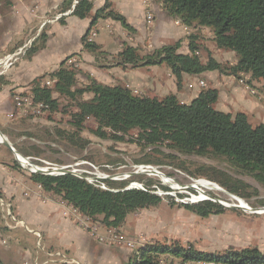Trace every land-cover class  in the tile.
<instances>
[{"label": "trees", "instance_id": "1", "mask_svg": "<svg viewBox=\"0 0 264 264\" xmlns=\"http://www.w3.org/2000/svg\"><path fill=\"white\" fill-rule=\"evenodd\" d=\"M3 1L10 4L9 0ZM74 1L65 0L60 12L71 11V16L82 20L92 18L90 31L83 44L84 49L96 57L107 56L100 46L89 41L90 32L100 20L120 22L126 31L134 32L126 18L112 8L110 0H106L105 5L94 15L92 0H77V5L73 6ZM155 1L168 16L184 26L209 29L216 47L233 52L236 63L224 65L212 57L205 62L199 55L197 36L192 33L188 36V53L180 52L181 42L147 53L129 46L112 56L113 67L137 69L166 65L175 77L178 89L183 85L185 75L196 76L210 71H218L236 79L249 76L250 85L264 83V0ZM34 44L28 50L30 55L43 47L42 44L37 47ZM80 73V69L68 67L65 61L58 70L35 79L31 84L34 103L47 106L46 113L61 111V100L67 102L63 108L68 110L64 112L69 113L70 120L65 127L55 131V139L82 147L85 140H82L81 134L87 128V122L92 120L96 126L92 133L103 140L124 142L130 137L129 140L144 152L151 150L171 160L179 156H196L226 163L230 172L203 165L198 168L196 176L217 183L234 196L248 200L260 194L259 189L237 176L250 177L264 189V124L253 125L242 112L232 114L218 110L217 89H203L196 99L186 104L175 94L158 100L135 94L122 83L106 85L91 77L80 86ZM47 81L52 82V86L44 85ZM7 84L5 77L0 76V89ZM13 106L16 113L17 105L14 103ZM29 117L34 119V116ZM1 132L7 136L11 130L1 128ZM11 143L21 155L32 156L23 145ZM31 148L37 146L32 145ZM30 179L44 193L60 199L85 218L99 222L108 229H120L129 215L157 207L163 201L152 190V182L145 184V190H126L129 182L103 181L108 185L107 189H103L73 174L31 173ZM162 189L170 192L167 187L162 186ZM182 207L201 218L220 215L226 210L211 200ZM161 255H164V261L168 264H264V253L257 248L232 250L217 255L178 244L145 245L136 251L128 264H163ZM0 264H4L1 258Z\"/></svg>", "mask_w": 264, "mask_h": 264}, {"label": "rangeland", "instance_id": "2", "mask_svg": "<svg viewBox=\"0 0 264 264\" xmlns=\"http://www.w3.org/2000/svg\"><path fill=\"white\" fill-rule=\"evenodd\" d=\"M94 28V31H99L97 43H102L104 38L110 36V27H107L105 22L101 21ZM198 29H194V35L197 36L196 44L199 46V55L205 62L212 57L224 65L230 66L236 63V56L233 52L219 51L220 49L216 47L213 40V33L209 29L205 31ZM188 33L192 34L193 31H188ZM24 43L26 48L23 49H26L27 52L32 47V41L28 43L27 38ZM139 48L142 53H147L151 49L148 45L146 48ZM24 58H26V53ZM9 61L11 60H7L6 64ZM7 66L12 68L17 66V63L14 61L12 66L10 64ZM168 69L166 65H162L161 72L167 75ZM236 80L249 97L264 106V96L262 97L257 89L261 84L258 82L256 86L255 83L248 84L249 76ZM84 84L80 75L78 85ZM207 88L212 87L206 84L205 89ZM61 103V111L45 113L42 116L34 117V119L31 117L21 119L16 116L12 120L8 114L15 113L13 104L9 106L11 110L8 113L3 112L0 106V112H2L0 113V125L5 126L10 123L9 141L23 145L31 152L32 156L26 158H29L30 162L40 169L52 171L56 168H67L76 171L88 180H94V184L101 182L106 187L108 185L103 181L129 182L128 187L138 185L143 188L146 183L152 182V190L161 196L163 201L157 207L129 215L120 229H108L101 223L86 218L83 221L87 224L84 227L86 230H82L81 235L73 233L72 242L70 239L68 240V236L65 241L49 242L50 232L45 229L47 225L42 226V222L37 224L31 222L30 224L21 221L20 217L25 219L29 217L17 213L18 206H21V209H26V212H32V200L38 204L43 201L38 193V185L30 179V170L33 168L22 166L13 152L6 156L0 153V165L15 171V173L9 172L8 178L0 173L2 180L0 182H3L0 187L5 186L4 183L8 181L9 187L13 188L9 194L0 188V226L5 228L3 231L0 230V247L2 249H0V258L4 264H128L136 255V251L148 244L167 246L178 244L182 247H191L197 251L217 255L247 248H257L264 253V206L262 205L264 189L254 179L237 176L260 191L259 196H253L248 200L242 199L230 194L217 183L205 177L196 176L198 168L203 165L230 172L226 163L196 156L179 155L176 160H171L151 152V150L144 152L142 148L129 140L130 137H127L124 142L103 140L92 133V130L96 129L92 120L87 122V128L81 134L82 140H85L84 146H75L70 142L67 144L64 140H57L54 137L55 131L60 127H65L66 122L70 120L69 113L64 112L68 110L63 108L67 102L61 100ZM216 108L219 109L218 106ZM260 108L262 107L241 108V112L249 117L253 125L257 126L264 123V118L258 115L261 113ZM32 145L37 146L38 149L31 148ZM0 148H4V145H0ZM163 151L167 152L165 149ZM149 168L160 172L166 180H171L173 184L168 183L160 176L151 174ZM25 182V186H19L24 185ZM200 182H209L219 189L213 185L199 186ZM162 186L167 187L170 192H165ZM43 194L46 195L44 192ZM167 196L171 198L168 199ZM51 197L54 198V196ZM54 199L58 202L61 201L57 198ZM206 200L222 204L226 209L225 212L201 218L182 207L185 204L192 205ZM1 201L4 202V205ZM241 202L244 203L246 209L235 208L241 206ZM40 206L42 205L40 204ZM64 206H67L65 209L70 210L74 216L73 210L67 204ZM67 210L64 212L66 219L69 216ZM9 213L16 217V221L11 220ZM33 229H38L41 234H33ZM114 232L132 241L134 248L129 249L126 244L120 242L104 243L100 241L101 238H107L110 233ZM83 239L91 240L92 243L90 242L89 246L88 244L84 245ZM91 246L93 249L90 248ZM7 251H11L10 256ZM160 260H163V264H168L164 261V255L160 256Z\"/></svg>", "mask_w": 264, "mask_h": 264}, {"label": "crops", "instance_id": "3", "mask_svg": "<svg viewBox=\"0 0 264 264\" xmlns=\"http://www.w3.org/2000/svg\"><path fill=\"white\" fill-rule=\"evenodd\" d=\"M9 1L10 4L7 5L3 0H0V63L8 56H18V58H16L17 66L12 68L0 66V76L5 77L8 82L0 89V106L3 112L8 113L11 110L9 106L14 105V94L29 91L35 79L58 70L67 58L74 56L81 63L80 71L82 72L78 78L80 79L81 75L84 83H87L89 77L106 85L114 86L117 83H122L141 96L162 100L171 94H175L182 103L186 104H190L196 99L207 84L219 91V99L216 103L218 110L236 114L241 112V108L254 109L261 106V113L258 115L264 118V106L254 98L249 97L234 77L222 75L218 71H210L196 76L185 75L183 85L178 89L176 79L170 70L168 69L167 75L161 72L162 65L137 69L113 67L112 56H116L129 46L146 48V45H148V47H151L148 52H151L163 46L181 42L180 52H189L187 35L190 34L188 31L194 33V29H188L187 31L186 26L182 23L178 24V20L168 16L162 6L155 0H110L112 8L126 18L134 32L126 31L120 22L100 20L97 25L101 21L105 22L107 27H110V36L104 38L102 43H97L96 39L99 31H94L95 28H93L89 38L92 39L93 43L100 46L103 52L107 53V56L102 58H98L84 49L83 40L90 31L92 18L78 19L71 16V11L61 13L60 7L65 0ZM92 2L94 4V15L96 11L105 5L106 0H92ZM150 12L154 17L152 23L147 21V15ZM202 30L205 31L206 29L203 28ZM94 33L96 36L93 37L92 34ZM27 38L28 43L32 41V46L35 43L36 47L41 44L43 47L30 55L28 50L26 52V49H23L26 48L24 42ZM24 52L26 58H24ZM201 82L204 83V87ZM259 84L261 85L257 89L263 97L264 83ZM256 85L257 83H255ZM13 110H15V107ZM18 117L21 116L18 115ZM249 121L251 122L250 119ZM9 125L10 123L5 126L0 125V130L1 128L8 130ZM4 136L9 141L8 135ZM0 153L6 156L12 152L4 146V148H0ZM9 172L15 173L7 166L0 165V173L4 177L8 178ZM0 181L2 180L0 179ZM4 184L5 186L0 188H3L2 190H5L8 194L11 193L13 188L9 187L8 181ZM25 185L26 182L24 185L19 186ZM38 193L43 198L42 203L38 200L42 206L32 200V212H26L27 210L21 209V206L17 207L19 215H27L30 218L20 217L21 221L30 224L31 222L35 224L42 222V226L47 225L45 229L50 232L49 242L65 241L67 236L68 240L70 239L72 242L73 233L81 235L82 230H86L84 227L87 224L83 222L86 219L84 216L81 214H78L79 216L74 214L73 216L70 210L65 209L67 206H64L65 204L62 201L58 202L49 194L45 193L46 195H44L39 186ZM65 210L68 212V219L64 217ZM0 230L3 231L5 228L0 226ZM33 231V234H41L38 229H33ZM90 242L92 243L91 240L86 241L83 239L84 245L88 244L89 246ZM90 248L93 249L92 246ZM10 252L7 251L9 256L11 255Z\"/></svg>", "mask_w": 264, "mask_h": 264}, {"label": "built area", "instance_id": "4", "mask_svg": "<svg viewBox=\"0 0 264 264\" xmlns=\"http://www.w3.org/2000/svg\"><path fill=\"white\" fill-rule=\"evenodd\" d=\"M77 3H78V1L75 0L73 6L77 5ZM153 19H154L153 14L150 12L147 15L148 23H152ZM177 23L181 24L180 21H177ZM186 30L188 31V27H186ZM92 36L94 37V36H96V34L94 33V34H92ZM89 41L92 42V39L89 38ZM16 58H18V56L17 57L16 56H8L3 62L0 63V66L1 65L7 66L8 64H10L12 66L13 62L17 61ZM9 59L11 61H9L6 64V61L9 60ZM66 65L68 67L75 68V69H80L81 68V63L74 56H70L69 58L66 59ZM7 67L9 68V66H7ZM44 85L52 86V82L47 81V82H45ZM201 85L203 86L204 83L201 82ZM135 94H137V93H135ZM14 103L17 105V111H16V113L10 114L9 115L10 118H14L15 116H18V115H20L21 118L29 117V116L39 117V116H42L43 114H45L46 113L45 111L47 110V106H45L43 103H39V104H35L34 103V98H33L32 94H31L30 90L27 91V92H21V93L16 94L15 98H14ZM41 170L46 171L44 169H41ZM44 174H47V173H44ZM85 179H86V177H85ZM86 180H88V179H86ZM88 181L90 183L94 184V182H93L94 180H88ZM96 184L98 186H100L101 188H103V189H107V187L104 184H102L101 182H98ZM3 203L4 202H2V205H4ZM70 209L73 210L72 212L74 214H80L74 208L70 207ZM9 216H10L12 221H16V217L13 214L9 213ZM100 241L104 242V243L120 242V243L126 244L129 249H133L134 248V243L132 241L127 240L126 237L120 236L116 232L110 233V235L107 238H101Z\"/></svg>", "mask_w": 264, "mask_h": 264}, {"label": "water", "instance_id": "5", "mask_svg": "<svg viewBox=\"0 0 264 264\" xmlns=\"http://www.w3.org/2000/svg\"><path fill=\"white\" fill-rule=\"evenodd\" d=\"M0 144L6 146L11 152H13L16 156V159L17 161L25 167V162L27 164H29L33 170H30L31 173H47V175H65V174H73V175H76V176H79L81 178H83L82 175L78 174L76 171H73V170H70V169H67V168H56V169H53L52 171H43L39 168H37V166L33 165L32 162H30V159L29 158H26L24 157L23 155H21L20 153H18L15 148L12 146V144L7 140V138L2 134L1 130H0ZM22 159L25 161L23 162ZM149 171L151 174L153 175H157V176H161L162 174L158 171H155V170H150L149 168ZM98 179H103V178H98ZM194 188V187H193ZM131 189H140V190H145V188H143L142 186H138V185H133V186H130L128 187L126 190H131ZM222 206V204H220ZM223 207V206H222ZM235 208H244L243 206H236Z\"/></svg>", "mask_w": 264, "mask_h": 264}, {"label": "bare ground", "instance_id": "6", "mask_svg": "<svg viewBox=\"0 0 264 264\" xmlns=\"http://www.w3.org/2000/svg\"><path fill=\"white\" fill-rule=\"evenodd\" d=\"M22 161L23 162H25L23 159H22ZM25 166H30L29 164H27L26 162H25ZM161 178H163L164 180H166L165 179V177H163L162 175L160 176ZM168 183H171V184H173L172 183V181L171 180H166ZM207 183H209V182H207ZM207 183H205V182H203V183H198L199 184V186H202V187H209V186H212L213 184H211V183H209V184H207ZM216 189H219L218 187H216V185H213ZM199 188V187H198ZM201 188V187H200ZM241 204V206H243L245 209H246V206L244 205V203H240Z\"/></svg>", "mask_w": 264, "mask_h": 264}]
</instances>
